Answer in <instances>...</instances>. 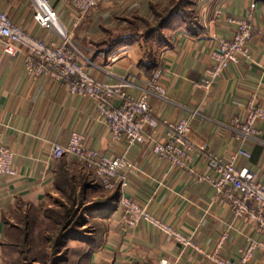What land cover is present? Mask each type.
<instances>
[{
    "label": "crops",
    "instance_id": "crops-1",
    "mask_svg": "<svg viewBox=\"0 0 264 264\" xmlns=\"http://www.w3.org/2000/svg\"><path fill=\"white\" fill-rule=\"evenodd\" d=\"M46 1L56 9L73 43L84 55L91 76L108 83L132 80L130 91L138 94L140 88L151 83L155 70H163L159 79L162 97L150 98L158 119L187 120L194 141L226 162L239 150L248 151L250 157H237V166L249 167L264 181V122L257 124L260 141L239 138L231 128L233 119L246 118L250 102L264 107L262 0H194L192 9L198 21L190 25L178 16L164 27L165 35L153 43L152 49L140 37L124 35L121 30L140 19L153 22L151 7L164 5L167 0H106L85 15L76 10L74 0ZM33 3L34 0H0V11L9 13L26 31L55 39L57 35L51 27L35 20ZM121 6L126 10L117 11ZM231 19L252 23V57H241L239 62L230 64L210 88L200 87L197 83L204 80L212 65L211 50L218 46L220 38H231L235 33ZM151 54L154 65L150 63ZM0 118L3 138L14 153L16 171L14 176L0 177L2 256L6 230L15 224L11 219L47 200L61 170L70 174L86 171L90 177L84 165L77 167L75 157L55 158L53 143L66 145L71 133L77 131L85 136L86 146L111 158L125 154L128 147L113 138L100 119L95 101L72 95L65 82L28 74L25 51L6 53L1 39ZM165 134L161 125L146 144L133 145L128 150L129 186L124 194L146 205L153 215L185 235H192L194 243L204 251L212 253L218 249L220 256L229 260H238L249 250L251 239L264 241L262 230L250 218H237L229 202L217 198L210 183L201 178L214 176L205 158H195L189 168L170 169L165 160L153 153V140L164 141ZM91 185L92 192L100 188L95 181ZM110 207L99 215L105 218L106 228L97 237L88 263L217 264L193 248L179 257L180 247L173 237L145 221L129 227L123 222L119 203ZM249 264H264V252L253 249Z\"/></svg>",
    "mask_w": 264,
    "mask_h": 264
},
{
    "label": "built area",
    "instance_id": "built-area-1",
    "mask_svg": "<svg viewBox=\"0 0 264 264\" xmlns=\"http://www.w3.org/2000/svg\"><path fill=\"white\" fill-rule=\"evenodd\" d=\"M105 1L74 0V6L81 15H85ZM33 7L35 20L42 26L51 27L57 37L49 40L36 36L18 25L9 13L0 11V39L6 53L15 55L24 50L28 74L36 78L48 76L58 82H65L69 85L72 95L95 101L101 121L107 126L113 138L122 140L128 150L133 145L146 144L157 128L164 126L166 129L164 141L153 140V153L165 160L170 169L189 168L195 158H205L214 171V176L201 178L210 183L217 198L223 197L229 202L237 218H250L264 233V181H261L249 167H238L235 161L239 155L250 157L248 151L239 150L230 162H226L194 141L187 120L160 121L154 113L150 98L151 95L162 97L163 88L159 85L163 72L161 69L154 71L151 83L140 88L138 94L130 91V87L134 86L132 80L121 79L108 83L95 79L88 72L84 55L73 43L56 9L46 0H34ZM216 12L222 13L219 10ZM231 22L235 25V33L231 38H220L218 46L211 50L212 65L206 70L204 80L197 83L200 87L210 88L230 64L239 62L241 57L248 59L252 57L249 44L254 34L252 23L247 19H231ZM259 122H264V107L256 106L252 101L247 107L246 118L233 119L231 128L236 130L239 138L260 141L261 131L257 127ZM1 126L0 118V177L14 176L16 175L13 167L14 153L5 143ZM128 150L121 156L108 157L86 146L85 136L77 131L71 133L66 145L53 143L51 146L55 158L71 155L88 168L103 186L108 189L119 187L121 190L119 208L123 213L125 225L133 227L141 221L150 223L163 234L175 239L180 247L179 257L188 248H193L217 264H249L253 249L259 248L264 252V241L255 239H251L249 250L238 260L221 257L218 249L212 253L206 252L194 243L192 235H185L153 215L146 205L126 196L124 191L129 186L126 169L130 164L127 160Z\"/></svg>",
    "mask_w": 264,
    "mask_h": 264
},
{
    "label": "rangeland",
    "instance_id": "rangeland-1",
    "mask_svg": "<svg viewBox=\"0 0 264 264\" xmlns=\"http://www.w3.org/2000/svg\"><path fill=\"white\" fill-rule=\"evenodd\" d=\"M124 10L122 6L117 8L120 12ZM81 165L78 161L77 167ZM85 169L101 191L86 192L79 185L86 171L69 173L67 181L58 178L47 200L11 219L21 232H9L5 237L7 246L1 252L0 264H90L84 258L94 239L106 228L105 218L99 215L111 208L110 205L103 208V202L115 189L106 188Z\"/></svg>",
    "mask_w": 264,
    "mask_h": 264
},
{
    "label": "trees",
    "instance_id": "trees-1",
    "mask_svg": "<svg viewBox=\"0 0 264 264\" xmlns=\"http://www.w3.org/2000/svg\"><path fill=\"white\" fill-rule=\"evenodd\" d=\"M262 1L264 2V0ZM193 5L194 0H167L164 5H153L151 7L152 14L154 15L153 22L147 18L140 19L137 22L131 23L127 27L122 28L121 31H124V35H130V37H140L144 41V43H146V46L152 49L153 43L159 42L165 35V32L163 30L164 27L172 23V21L175 20L178 16H181L190 25H194V23L198 21L197 17L195 16L194 10L192 9ZM154 61V56L151 54V65H154ZM59 175L61 177L58 176V178H60L61 181L63 179L67 181L70 176L66 170H61ZM73 178L74 177L72 176V179ZM91 182L92 181L90 180V177L88 175H84L81 177L79 185H81L84 190L86 189L85 191L87 192L88 189H91ZM109 197L110 198L103 202L104 204L102 203L104 205L103 208L108 207L109 205H111L113 208L117 206L121 198L119 187H115V190L113 191L111 196L109 195ZM9 232L20 233L21 228L17 224H12L7 228L6 236ZM96 241L97 237L92 243L89 254L84 258L86 262H88L89 256L91 255L94 248H96ZM5 242L6 241H4L2 245V250L7 246V242Z\"/></svg>",
    "mask_w": 264,
    "mask_h": 264
}]
</instances>
